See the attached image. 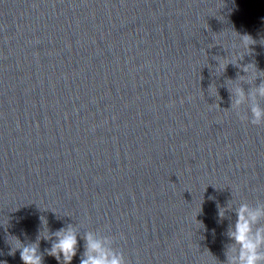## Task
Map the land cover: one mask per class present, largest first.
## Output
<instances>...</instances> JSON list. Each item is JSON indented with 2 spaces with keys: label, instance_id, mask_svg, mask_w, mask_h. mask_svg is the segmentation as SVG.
Here are the masks:
<instances>
[{
  "label": "water",
  "instance_id": "obj_1",
  "mask_svg": "<svg viewBox=\"0 0 264 264\" xmlns=\"http://www.w3.org/2000/svg\"><path fill=\"white\" fill-rule=\"evenodd\" d=\"M233 55L264 71V0H0V260L43 216L127 264H225L238 203L264 204V124L229 94L264 76L217 73Z\"/></svg>",
  "mask_w": 264,
  "mask_h": 264
},
{
  "label": "clouds",
  "instance_id": "obj_2",
  "mask_svg": "<svg viewBox=\"0 0 264 264\" xmlns=\"http://www.w3.org/2000/svg\"><path fill=\"white\" fill-rule=\"evenodd\" d=\"M255 43L256 41L250 35L239 34L237 47L250 50L249 45ZM243 56H240L239 59L236 58V55H233L231 59L229 56L215 57L218 61L216 72L223 73L227 66L232 64L247 73L249 81L264 76V71L258 70L255 63L240 65L239 60ZM229 83L232 84L231 81ZM209 92L213 95L217 94L214 86L209 87ZM229 94L231 98L230 109L238 110L242 105L247 104L251 113L250 123L253 125L264 124V107H261L259 102L264 99V81L247 93L239 84H232L229 88ZM237 114L239 115V113ZM240 118L242 120L249 119L247 115ZM209 199H213V197H209ZM233 203V201L228 203L229 209L233 207ZM225 211V208L218 207L217 214L221 219L224 218ZM200 212L194 214V221L203 225L196 219ZM235 216V223L228 230V236L233 243L227 247L224 253L225 264H264V224L261 223L264 221V204L253 206L248 202H240L235 208ZM39 219L43 224V230L38 231L34 242L25 243L17 236H7L6 242L10 246L8 255L14 256L18 251L22 264H44V253L40 250L42 239L51 240V246L45 249V252L48 256L55 258L58 264H61V261L63 264H72L81 247L80 241H83V252L79 253V264H127L124 254L112 246V237L101 235L92 230L81 234L78 227L72 224L50 233L47 220L43 216ZM2 254L0 252V255ZM0 264H7V262L0 260ZM212 264H218L214 256Z\"/></svg>",
  "mask_w": 264,
  "mask_h": 264
}]
</instances>
